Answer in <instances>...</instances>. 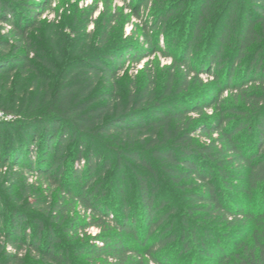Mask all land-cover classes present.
<instances>
[{"label": "trees", "instance_id": "obj_1", "mask_svg": "<svg viewBox=\"0 0 264 264\" xmlns=\"http://www.w3.org/2000/svg\"><path fill=\"white\" fill-rule=\"evenodd\" d=\"M154 1V28L190 12L192 37L180 56L163 53L171 60L163 94L149 89L147 75L148 85L123 95L125 62L158 46L145 53L123 35L114 41L109 15L92 47L77 43L78 57L65 65L52 40L58 26L47 25L49 39L40 31L51 0H0V22L10 26L0 33V113L11 117L0 119V164L75 196L100 229L85 240L67 227L69 245L58 228L0 198V264H78L81 256L87 264H179L191 242L211 263L264 264V0ZM191 88L187 105L178 95ZM102 175L106 188L96 181ZM110 190L119 194L115 218L102 203Z\"/></svg>", "mask_w": 264, "mask_h": 264}, {"label": "rangeland", "instance_id": "obj_2", "mask_svg": "<svg viewBox=\"0 0 264 264\" xmlns=\"http://www.w3.org/2000/svg\"><path fill=\"white\" fill-rule=\"evenodd\" d=\"M31 1L34 3L39 2V0ZM90 9H93V14L90 17L93 22L84 27L82 16L87 15ZM157 12L158 4L154 0H150L146 4L145 0H51L50 6L40 13L39 20L44 22L40 31L43 32V35L46 34L44 37H47L48 32L51 30V27L47 25L54 24L58 26L54 30L56 37L52 40L56 41L55 46L59 48V53L64 54L66 65L70 62L69 60L78 57L75 54L77 51H80L79 49H75L77 43H81V49L87 44L89 47H92L93 41L106 26L109 19L108 16H113L116 18V22L112 24L110 31L114 41L118 40L120 35H123L124 38H129L128 42L133 45L132 47L145 51V53H150L154 46H158L161 51L160 53L142 58L138 63H135L133 60L125 62L123 71L118 75L121 81V93L124 95L129 90L142 89L148 85L146 82L148 81L147 75H151L152 78L150 79L153 83L151 82L152 87L149 86V89L154 88L159 95L160 93H164L165 86L170 78L168 67L171 60L169 57H164L163 53L177 57L182 54L184 47H186L192 37L191 28L194 26L195 17L193 18L189 12L182 19H179L180 21L175 19L167 25L159 23L154 28ZM137 14H139V17L135 16ZM103 15L104 20H102ZM0 27V33H4L10 29L8 24H3L2 22H0ZM186 28H189V31ZM49 38L51 37L48 36L47 39ZM63 38H65V45L61 46V42L64 41ZM46 41L49 42V40ZM47 51L51 53V49L48 50V47ZM54 59H59L60 61L61 56H55ZM190 61L194 63L193 60ZM243 63L245 64L246 62ZM244 64L242 67L245 66ZM146 65L147 67L145 68ZM180 68L181 73H184V69ZM195 68L196 70L199 69L198 63L195 64ZM199 78L206 85H209L213 80L212 75L206 73H200ZM133 83H137L136 88L133 86ZM195 91L196 89L191 88L186 92H181L178 97H181L183 100L186 99V104L190 105L192 103L190 101L196 96ZM231 95L230 92H224L220 99L226 100L227 104H233L235 99ZM215 106L206 108L204 113L212 117L216 113L214 110ZM0 119L9 120L11 117L3 116L0 113ZM216 135L214 134L213 136L216 137ZM195 137L200 142H208V138L201 134ZM26 158L20 161H25L26 164L28 163ZM80 166H83V163ZM105 177V175H102L96 180L102 184L103 188L108 187L109 179H105ZM26 186L30 189H27ZM71 186L74 191L73 194H77L73 187V182ZM127 186L126 184V194H128ZM0 198L2 202H7L8 204L17 203L30 219L36 215L38 218L50 223L53 227L58 228V234L69 245L73 243L72 240L68 239L70 234L75 237L78 236V239L86 240L87 237H93L100 233L98 227L89 226L92 221L96 220L91 209L83 207L76 200L75 196L60 192L56 186L50 184L43 176L39 177V174L34 171L30 172L16 165L10 168L7 165L5 167L0 164ZM118 198L119 194L114 190H110L108 198L102 202L104 203L103 206L105 205L104 208L110 212L109 218L116 217L112 213H114L113 210L116 208V200ZM57 202H59V208L53 206ZM67 227L68 229L69 227L71 229L73 227L69 235L65 230ZM228 242L230 241L227 240ZM98 245L100 246L101 244ZM191 247L193 248V253H190L188 257H179L177 259L179 264H216L214 261L211 263L210 260H206V251L200 247L199 242H191ZM6 248L8 251H14L8 246ZM86 260L84 256L76 258L78 264H87Z\"/></svg>", "mask_w": 264, "mask_h": 264}]
</instances>
